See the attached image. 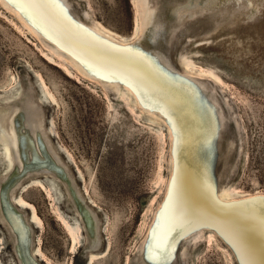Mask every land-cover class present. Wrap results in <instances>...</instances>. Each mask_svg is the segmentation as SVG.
Segmentation results:
<instances>
[{"label": "rangeland", "instance_id": "374dc122", "mask_svg": "<svg viewBox=\"0 0 264 264\" xmlns=\"http://www.w3.org/2000/svg\"><path fill=\"white\" fill-rule=\"evenodd\" d=\"M64 2L104 39L130 44V52H156L184 76L180 84L199 99L206 140L180 142L179 123L193 125L181 106L168 116L141 93L153 108L143 105L126 83L90 75L67 49L38 31L21 6L0 0V105L22 99L27 83L33 85L55 150L85 205L100 218L98 247L91 249L83 216L61 179L30 177L15 202L34 227L35 259L246 264L234 244L207 225L184 233L178 228L163 246L155 237L173 177L184 166L208 178L215 201L229 207L252 201L264 219V0ZM9 129L16 133L11 113ZM0 159L1 191L14 166L10 154L0 152ZM65 220L79 231L74 250ZM9 227L0 205V264H21Z\"/></svg>", "mask_w": 264, "mask_h": 264}, {"label": "bare ground", "instance_id": "6f19581e", "mask_svg": "<svg viewBox=\"0 0 264 264\" xmlns=\"http://www.w3.org/2000/svg\"><path fill=\"white\" fill-rule=\"evenodd\" d=\"M14 3L24 9V14L20 12L38 31L67 49L90 75L113 83H126L143 105L153 108L141 93L163 107L162 111L168 116L171 109L181 106L193 125L184 127L179 123L177 134L180 142L189 145L198 138L206 140L199 127L202 118L198 97L192 88L180 84L185 77L161 61L158 53L130 52L127 50L130 44L121 45L104 39L77 20L64 0H15ZM28 105L23 126L32 132L39 118L37 109L31 103ZM16 135L9 129V114L2 115L0 141L7 150L6 156L16 143ZM28 137L27 141L31 139V133ZM178 168L168 201L164 204L162 224L155 237L157 243L165 245L178 228L184 227V233L199 225H207L231 241L246 264H264V219L255 204L251 201L229 207L219 203L213 198L214 189L206 176L191 167ZM64 223L74 250L78 228L66 220Z\"/></svg>", "mask_w": 264, "mask_h": 264}, {"label": "water", "instance_id": "95a60500", "mask_svg": "<svg viewBox=\"0 0 264 264\" xmlns=\"http://www.w3.org/2000/svg\"><path fill=\"white\" fill-rule=\"evenodd\" d=\"M29 103L37 109L39 118L37 127L32 132L23 126L26 111L29 110ZM9 113H11L13 129L17 133L16 143L10 147L14 171L2 181L0 205L5 214V220L10 226L9 229L14 235V248L21 264H40L33 256L35 249L34 227L29 223L27 213L21 211L15 202L21 184L35 174H52L61 179L78 212L83 216L91 241L90 248H97V241L101 234L100 218L93 209L85 205V198L74 176L55 150L46 127L45 110L36 98L34 87L30 82L27 83L22 99L11 105H0V117ZM30 133L31 139L27 141ZM0 152L4 156L7 155V150L1 141ZM1 164L2 160L0 159V166Z\"/></svg>", "mask_w": 264, "mask_h": 264}, {"label": "snow or ice", "instance_id": "6c2138e0", "mask_svg": "<svg viewBox=\"0 0 264 264\" xmlns=\"http://www.w3.org/2000/svg\"><path fill=\"white\" fill-rule=\"evenodd\" d=\"M12 2H15V0H12Z\"/></svg>", "mask_w": 264, "mask_h": 264}]
</instances>
